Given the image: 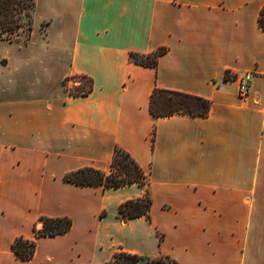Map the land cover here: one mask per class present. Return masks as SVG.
<instances>
[{"label": "crops", "instance_id": "obj_1", "mask_svg": "<svg viewBox=\"0 0 264 264\" xmlns=\"http://www.w3.org/2000/svg\"><path fill=\"white\" fill-rule=\"evenodd\" d=\"M264 0H34L31 26L0 35V264H264ZM159 48L155 65L136 62ZM250 74L249 92L238 95ZM88 81V88L71 87ZM154 88L199 96L203 116L149 110ZM115 149L146 176L116 188ZM150 198L148 216L119 205ZM70 228L35 236L40 217ZM35 241L29 259L17 237Z\"/></svg>", "mask_w": 264, "mask_h": 264}, {"label": "trees", "instance_id": "obj_2", "mask_svg": "<svg viewBox=\"0 0 264 264\" xmlns=\"http://www.w3.org/2000/svg\"><path fill=\"white\" fill-rule=\"evenodd\" d=\"M34 0H0V35L12 36L23 26V15L26 16L28 28L31 26L30 10ZM258 23L264 29V5L262 6ZM164 52L159 48L145 56H133L141 64L155 65L156 58ZM209 109V102L199 96L175 90L154 88L149 98V110L155 117H166L175 113L190 116H203ZM111 167L108 173L92 167H83L67 172L63 178L66 181L82 185H100L116 188L137 182L145 183L146 176L136 161L124 150L115 149ZM150 198L145 193L142 197L127 200L119 205V214L123 218L141 215L148 216ZM42 227L34 229L35 236L55 235L67 231L71 226L68 217H40ZM35 241L17 237L11 244L13 252L22 259H29L34 250ZM139 260L144 264H164L161 258H145L136 254L118 252L107 264H135Z\"/></svg>", "mask_w": 264, "mask_h": 264}, {"label": "rangeland", "instance_id": "obj_3", "mask_svg": "<svg viewBox=\"0 0 264 264\" xmlns=\"http://www.w3.org/2000/svg\"><path fill=\"white\" fill-rule=\"evenodd\" d=\"M26 19H27L26 16L23 15L24 24H23V26L18 30V32L28 30V26H27V21H26ZM18 32H17V33H18ZM17 33H15V34H17ZM77 78H78V80H80V83H79V85H77V86H73V87H71V90L74 91V92H82V91H85V90L88 88V81L85 80L84 78H79V77H77ZM135 264H144V261L139 260V261L136 262Z\"/></svg>", "mask_w": 264, "mask_h": 264}, {"label": "built area", "instance_id": "obj_4", "mask_svg": "<svg viewBox=\"0 0 264 264\" xmlns=\"http://www.w3.org/2000/svg\"><path fill=\"white\" fill-rule=\"evenodd\" d=\"M249 80L250 74L245 73L240 77L239 84H238V95L241 98H245L249 92Z\"/></svg>", "mask_w": 264, "mask_h": 264}]
</instances>
